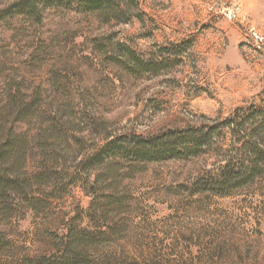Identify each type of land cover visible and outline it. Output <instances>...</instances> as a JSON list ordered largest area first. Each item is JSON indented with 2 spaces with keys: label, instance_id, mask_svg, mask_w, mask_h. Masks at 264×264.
Segmentation results:
<instances>
[{
  "label": "rangeland",
  "instance_id": "374dc122",
  "mask_svg": "<svg viewBox=\"0 0 264 264\" xmlns=\"http://www.w3.org/2000/svg\"><path fill=\"white\" fill-rule=\"evenodd\" d=\"M98 1L0 0L14 129L30 139L29 167L43 144L53 173L33 190H0V264L59 256L71 225L96 230L81 178L103 171L119 201L105 204L114 235L90 246L94 264H264V178L227 196L192 193L239 146L227 123L264 109V0ZM188 131L212 137L207 153L132 171L114 148ZM110 141L104 155L123 162L84 161Z\"/></svg>",
  "mask_w": 264,
  "mask_h": 264
},
{
  "label": "trees",
  "instance_id": "16d2710c",
  "mask_svg": "<svg viewBox=\"0 0 264 264\" xmlns=\"http://www.w3.org/2000/svg\"><path fill=\"white\" fill-rule=\"evenodd\" d=\"M84 2L89 9H95L100 4L98 0H84ZM138 62L142 63L140 59ZM12 88L3 87L0 82V98L2 96L6 98L4 104L0 100V190L9 189L10 192L23 193L27 188L33 190V187L40 186L39 183L47 180L53 173L49 165V152L46 151V146L43 144L40 147L44 150L42 157L40 156L37 161L39 164L35 168L29 167L27 152L30 139L21 137V134L14 129L17 119L14 117L13 106L17 107L18 103ZM12 117L13 122L10 123L9 120ZM238 120H240V115L227 123L232 126L235 134H239V132L244 134L243 137H232L234 142L239 144L235 148L236 151L232 150L230 155H219V165L209 170L206 176L195 179L192 193L210 192L217 196H227L264 178V109L256 110L243 119L241 117L242 121L239 124ZM245 125L254 128L251 137H245L247 136L243 131ZM211 138L205 137V135H196L193 131L184 132L181 137L138 136L129 139L128 144L119 142L120 145L114 148L127 153L125 163L129 169L141 171L145 170L150 162L185 160L205 154L208 151L206 148L211 147ZM111 145L113 147L115 144L111 141L108 142L106 146L92 153L88 158L86 157L84 161H87L89 165L94 162L102 166L119 165L120 161H124L123 158L118 159L104 155L105 149ZM19 159H21L20 167L17 166ZM106 178L105 171L100 173L94 182L90 175L87 178H81L86 183L85 190L93 197L90 202L89 217L92 224L96 226V230L87 232L80 227L71 225L60 255L44 258L39 264H94L88 252L90 246L110 240L113 234V229L108 225L102 227L103 220L108 218L105 204H115L119 201L115 194H108L103 190L101 181Z\"/></svg>",
  "mask_w": 264,
  "mask_h": 264
}]
</instances>
